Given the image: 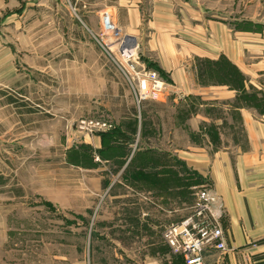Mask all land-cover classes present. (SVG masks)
<instances>
[{
  "label": "rangeland",
  "instance_id": "rangeland-1",
  "mask_svg": "<svg viewBox=\"0 0 264 264\" xmlns=\"http://www.w3.org/2000/svg\"><path fill=\"white\" fill-rule=\"evenodd\" d=\"M82 1L63 0L64 7L53 9L43 4L29 7L21 18V12L13 16L16 24L13 17L5 25L0 19V46L12 52L17 48L18 54L35 50L45 57L61 49L69 55L66 62L46 63L38 57V69L43 71L36 77L21 73L20 80L35 81L34 94L20 92L13 78H0V100L30 99L36 121L34 135L12 141L8 137L16 135L8 132L23 134L27 129L23 120L28 109L9 105L4 109L5 128L10 131L0 141L4 173V180L0 177V186L4 185L0 187V264H149L153 260L166 264L175 257L180 264L162 232L192 210L196 192L207 182L183 159L142 154L149 146H168L167 140L152 135L161 119L165 131L171 127L173 96L162 93L157 99L137 100L133 73L119 48L121 37L128 36L131 42L125 46L141 65L151 68L146 63L150 53L145 24L153 19L152 3L140 4L142 14L137 17L144 29L135 38L123 27L128 24L127 13L94 16ZM183 1L211 8L227 20L239 9H244L246 18L264 20V0ZM105 19L120 35L103 31ZM61 38L66 39L63 44ZM46 64L52 66V74L43 69ZM164 96L166 105L161 103ZM180 110L183 123L187 107ZM16 112L22 114L17 130L13 127ZM64 115L68 123L60 119ZM89 121L108 122L112 127L90 128L85 123Z\"/></svg>",
  "mask_w": 264,
  "mask_h": 264
},
{
  "label": "crops",
  "instance_id": "crops-1",
  "mask_svg": "<svg viewBox=\"0 0 264 264\" xmlns=\"http://www.w3.org/2000/svg\"><path fill=\"white\" fill-rule=\"evenodd\" d=\"M142 1L152 3L150 11L153 14V19L145 24L150 53L146 63L151 62L158 67V72L166 81L163 93L173 96L174 108L171 127L165 131V120L161 119L156 125V134L152 135L167 140L168 146H149L142 149V154L153 156L157 153L183 159L205 177L206 184L216 195L220 208L215 213L224 230L228 250H206L204 264H264V20L259 16L246 18L244 9H239L236 16H228L230 13L224 11L229 18L227 20L214 15L211 8L194 6L183 0L175 1L176 4H172L171 0L82 2L94 16L101 12H113L116 17L117 12L127 13L128 24L123 27L127 28V34L138 38L144 29L137 17L142 14ZM42 4L49 9L65 6L63 0H0L2 25L18 12H21V18L29 12V7L37 8ZM13 20L18 23L17 18L13 17ZM64 40L61 38L60 44ZM0 48V78H13V82H17L16 87L13 86L28 94L36 93L37 85L33 79L20 80V75L22 73L23 77L30 78L31 75L36 77L38 71L42 72L37 66L38 57L46 63L69 60L67 51L62 53L61 49L59 53L43 57L35 50L18 54L17 48L16 52L7 47ZM220 57L226 58L243 75V90L224 82L202 80L199 62ZM43 69L51 73L52 66L46 64ZM0 99L3 97L0 96ZM165 99L166 96L161 100L164 105ZM32 103L30 99L28 102L18 99L12 103L0 100V141L5 140L10 131L5 128L4 117V109L8 105L28 109L23 120V124L28 125L27 129L23 134L8 132L16 135L8 139L20 140L36 133ZM182 107H187L185 111H188L183 123L180 116L184 114L180 110ZM215 112L219 115H213ZM47 116L49 114L43 117ZM21 117V112H16L13 118L16 130L21 128ZM60 119L68 120L66 115L60 116ZM47 134L44 132L45 140H49ZM144 138L149 139L145 135ZM198 139L200 143L196 142ZM96 142L100 144L99 139ZM213 142H218V145ZM169 167L174 169L175 166ZM2 175L4 173L0 171V177ZM176 259H169L166 264H179ZM181 261L180 264H184ZM149 264L161 263L153 260Z\"/></svg>",
  "mask_w": 264,
  "mask_h": 264
},
{
  "label": "built area",
  "instance_id": "built-area-1",
  "mask_svg": "<svg viewBox=\"0 0 264 264\" xmlns=\"http://www.w3.org/2000/svg\"><path fill=\"white\" fill-rule=\"evenodd\" d=\"M104 32L114 37L120 35L119 30L108 19L104 20ZM119 48L121 56L127 63V70L133 73V94L137 100L157 99L164 91L166 81L152 68L144 67L134 56L132 49L127 48L126 38L121 37ZM90 128L108 129L112 124L101 121H89ZM217 197L208 185L196 192V200L192 210L179 221L166 225L163 229V239L170 252L180 257L184 264H204L205 251L216 249L226 252L228 246L224 230L216 215L220 208Z\"/></svg>",
  "mask_w": 264,
  "mask_h": 264
},
{
  "label": "trees",
  "instance_id": "trees-1",
  "mask_svg": "<svg viewBox=\"0 0 264 264\" xmlns=\"http://www.w3.org/2000/svg\"><path fill=\"white\" fill-rule=\"evenodd\" d=\"M147 64L149 67L158 70V67L155 64L148 61ZM198 68L202 80L211 79L216 82L228 83L230 86L238 90H243L244 88L243 75L224 57H220L217 60L203 59L199 62ZM101 135L103 136L105 134L102 133ZM142 176L144 175L141 174V177Z\"/></svg>",
  "mask_w": 264,
  "mask_h": 264
},
{
  "label": "bare ground",
  "instance_id": "bare-ground-1",
  "mask_svg": "<svg viewBox=\"0 0 264 264\" xmlns=\"http://www.w3.org/2000/svg\"><path fill=\"white\" fill-rule=\"evenodd\" d=\"M126 41H129V42H131V39H130V38H126Z\"/></svg>",
  "mask_w": 264,
  "mask_h": 264
}]
</instances>
